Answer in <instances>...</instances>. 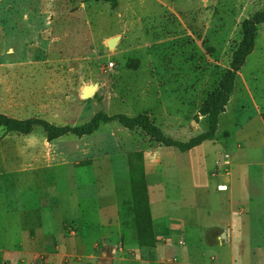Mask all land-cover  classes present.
I'll return each mask as SVG.
<instances>
[{"label": "rangeland", "instance_id": "obj_1", "mask_svg": "<svg viewBox=\"0 0 264 264\" xmlns=\"http://www.w3.org/2000/svg\"><path fill=\"white\" fill-rule=\"evenodd\" d=\"M262 9L264 0H117L115 7L105 0H0V115L22 123L37 122L27 134L0 124V173L10 171L0 175V185L13 188L16 176L21 175L31 186L28 180L36 176L37 197L46 198L42 203L48 199L55 229L59 214L53 195H62L65 208L61 214L73 219L94 203V178L101 174L103 164L118 178L129 177L130 189L135 190V216H123V228L134 225L139 238L135 237L136 245L124 257L96 258L90 254L96 248L51 264L196 262L195 234L215 225L223 227L227 216V210L209 196L214 181L206 173L210 162L200 155L178 152L173 169L177 166L179 171L165 176L154 147L186 151L201 137L199 143L230 142L231 132L254 114L255 103L264 109L263 22L255 27L251 51L234 69L235 78L215 121L210 123L202 110L221 75L234 67L243 22ZM111 37L116 41L108 46ZM90 84L96 85L93 95L82 96ZM99 111L127 117L144 114L156 131L149 133L139 125L129 128L114 118L99 122L90 135L66 132L58 141L47 139L49 133L86 123ZM93 159L96 166L90 165ZM170 159L163 156L162 163ZM145 161L149 163L146 179ZM29 162L39 166L22 172L20 165ZM250 173V193L260 196L254 189L264 185V164L253 165ZM107 181L104 177L97 183L98 191L105 192ZM146 189L152 217L166 221L168 215L176 225L182 221L186 231L173 230L178 245L156 249L147 228ZM239 206L235 201V214ZM70 221L64 225L68 235L67 227L78 231L76 222ZM261 227L264 231V224ZM181 233L183 245L177 240ZM224 237L219 234L217 238ZM257 243L264 246V235ZM247 244L254 243L239 237L226 243L231 262L226 258L225 264H264V249L252 254L255 249ZM201 249L209 264H219L214 245L208 243ZM186 250L192 256L182 257ZM17 258L22 264H49L45 254ZM12 259L9 255L5 263L11 264Z\"/></svg>", "mask_w": 264, "mask_h": 264}, {"label": "crops", "instance_id": "obj_2", "mask_svg": "<svg viewBox=\"0 0 264 264\" xmlns=\"http://www.w3.org/2000/svg\"><path fill=\"white\" fill-rule=\"evenodd\" d=\"M253 73L256 77L254 71ZM254 105V114L231 132L233 137L230 142L225 140L203 141L186 151H179L167 146L154 147L157 152L156 160L161 165L160 171L163 174L165 170L167 171L165 176H173L174 173L176 174L179 171L177 166L173 169L174 162L177 160L176 153L178 152L191 153L194 157L198 155L205 157L210 162V167L206 169V173L214 178L209 196H214L221 207L223 206L227 210L223 227L215 225L207 232L201 230L198 234H195V240L198 241L199 256L197 255L196 262L190 259L189 262H183V264H209L210 262L208 263V260L205 259L204 250L201 249L202 246L208 243L215 246L213 252L218 255L219 264H225L226 258L228 259L227 263H230L231 260L227 254L229 246L226 243L228 244L237 237L244 242L254 243L252 245L247 244L250 250L255 249V252L254 250L251 251L252 254H257L258 250L264 249L261 243L256 244V241L261 242L263 240L264 235L261 227L264 224V188L260 189L264 185L254 189L256 193L261 194L260 196L256 197L250 193L251 188H253L250 169L253 165L264 164V109L257 103ZM64 135L54 140L63 139L62 136ZM163 156L171 157L165 165L162 163ZM225 160L228 162L226 163ZM95 162L97 161L93 159L90 165L96 166ZM148 165L149 163L145 161V179ZM38 166L39 164L29 162L28 165H20V169L22 172L32 171ZM48 167H51V165L49 164ZM103 168L101 174L97 173L96 178H94L95 183L94 188H92L94 203L91 207H84L83 210H79L77 215H73V219H69V217L67 219L61 214L65 208L62 195L58 198L53 195V207L57 208L59 214V224L56 229L48 199L42 203L41 200L46 198L42 196L40 200L37 197V187L33 184L37 181L36 176L32 174L28 180L32 183L31 186L26 184L27 180L23 181L21 175L16 176V186L13 188H7L1 184L0 264H7L5 261L9 255L13 256L11 264H22L17 257L45 254L48 257V263L51 264L60 263L64 256L83 254L88 250L93 252L96 248V253H90L96 258L105 256L124 257L126 250L133 249L136 245L134 243L136 237L135 226L128 223L126 228H123V216L128 219L134 216L132 209L134 193L133 188L130 189L128 184L130 178H118L116 174L105 169L104 164ZM215 168H217V174L213 173L215 175H212V170ZM5 173H10V171H3L0 175ZM51 175H53L54 180L55 172ZM104 177L108 178L106 190L105 192L98 191L97 183L101 182ZM122 180L124 183H122ZM234 182H237L238 185H234ZM219 183L226 184V188L217 189L216 185ZM176 190L179 192L178 188ZM204 191L207 193V190ZM180 198L183 200L182 194ZM235 201L237 205H240L236 214L233 209ZM146 202L153 236L156 240V249L160 251L162 247H167L169 244L178 245L173 230L186 231L182 226V221L176 218L181 222L176 225L166 214V221L152 217L147 189ZM180 202L183 203L181 200ZM70 220H74L78 227V231L74 235L66 234L64 229V225L66 222H71ZM192 233L191 231L188 235L190 236ZM219 234L225 236L223 240L217 238ZM180 239L183 242L182 245L185 244L183 233L179 234L177 238V240ZM54 250H57V252ZM181 256L187 258L192 254L190 250H186V253L183 252Z\"/></svg>", "mask_w": 264, "mask_h": 264}, {"label": "trees", "instance_id": "obj_3", "mask_svg": "<svg viewBox=\"0 0 264 264\" xmlns=\"http://www.w3.org/2000/svg\"><path fill=\"white\" fill-rule=\"evenodd\" d=\"M105 1H108L112 7H115L117 4V0H105ZM263 22H264V9L255 12L251 18L243 22L242 40H241L240 46L237 48L236 52H234L233 69L226 70L221 75V78L217 86L212 91L209 92L208 96L202 103V110L204 113H207L209 115L210 123H213L215 121V115L217 114L220 105L223 103L225 99V95L229 91L231 83L235 78L234 69H236L239 65L242 64L244 57L252 49L253 37H254L256 25H258L259 23H263ZM263 116H264V112H263ZM114 118H117L122 125L129 127V128H133L139 125L143 127L149 133L156 131L152 123L149 122L148 118L144 114H137L132 117H127V116H124L123 114L107 115L99 111L96 114H94V116L90 120H88L86 123H83L82 125L78 127H74L73 129L55 131L54 134L49 133L47 135V139L54 140L57 137L65 134L66 132H71L79 136L90 134L97 129L99 122H107ZM35 123L37 122L33 121V122L22 123L18 120L0 115V124L4 125L9 131L14 130V131H18L23 134H27L31 131V126ZM46 131L48 133L50 129L46 128ZM158 138L160 139L159 135H158ZM200 140H203V138L201 137L197 140V142L190 143L186 148H189V147H192L198 144ZM166 144L177 146L175 143L168 142V141L166 142ZM184 147L185 146H181V149ZM133 193H134V200H133V207H134L135 199H136L134 188H133ZM145 202H146V191H145ZM145 206H146L145 209H146L147 228L149 230V235L151 237H154L152 228H151L149 215H148L147 202ZM134 216H135V212H134ZM136 236L138 239L139 238L138 231L136 232Z\"/></svg>", "mask_w": 264, "mask_h": 264}, {"label": "water", "instance_id": "obj_4", "mask_svg": "<svg viewBox=\"0 0 264 264\" xmlns=\"http://www.w3.org/2000/svg\"><path fill=\"white\" fill-rule=\"evenodd\" d=\"M116 41V37H111L107 40V45L108 46H113V44L115 43ZM96 89V85L95 84H90V85H86L84 88H83V91L81 93L82 96H90V95H93L94 91Z\"/></svg>", "mask_w": 264, "mask_h": 264}, {"label": "built area", "instance_id": "obj_5", "mask_svg": "<svg viewBox=\"0 0 264 264\" xmlns=\"http://www.w3.org/2000/svg\"><path fill=\"white\" fill-rule=\"evenodd\" d=\"M108 64H109V66H112L113 65V62L112 61H109ZM225 162L227 163L228 161L225 160ZM216 188L217 189H225L226 188V184L219 183V184L216 185ZM67 231H68L69 234H75L74 229H72L70 227H67Z\"/></svg>", "mask_w": 264, "mask_h": 264}]
</instances>
